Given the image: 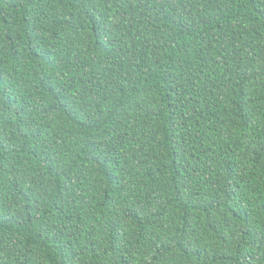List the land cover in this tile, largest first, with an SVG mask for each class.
Masks as SVG:
<instances>
[{
    "label": "trees",
    "instance_id": "obj_1",
    "mask_svg": "<svg viewBox=\"0 0 264 264\" xmlns=\"http://www.w3.org/2000/svg\"><path fill=\"white\" fill-rule=\"evenodd\" d=\"M0 264H264V0H0Z\"/></svg>",
    "mask_w": 264,
    "mask_h": 264
}]
</instances>
